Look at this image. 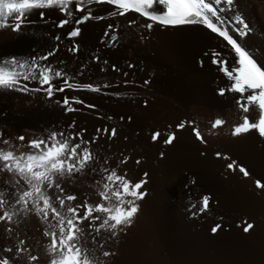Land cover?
Masks as SVG:
<instances>
[{
  "label": "bare ground",
  "instance_id": "1",
  "mask_svg": "<svg viewBox=\"0 0 264 264\" xmlns=\"http://www.w3.org/2000/svg\"><path fill=\"white\" fill-rule=\"evenodd\" d=\"M99 8L102 14L110 6ZM234 14L242 15L249 24L251 32L243 42L264 64V0H235L234 8L221 13L228 21ZM129 18H135V14H129ZM30 19L36 23L20 34L11 29L0 30V58L25 59L59 43L61 50L52 58L53 63L65 61L62 66L72 73L82 64L86 65L84 76L78 77L83 82L120 85L105 89L107 95L67 91L58 93L53 100L46 99L42 92L0 91V113L7 114L0 116V128L6 137L32 138L53 126L67 128L73 119L80 128L88 129L89 137L97 127L117 128L118 135L111 141H100L98 150L109 156L111 166L118 163L121 154L127 156L128 161L120 165V171L126 170L133 181L144 179L146 196L139 201L140 210L131 226L108 240L107 248L115 253L107 258L108 264H249L239 249V237L230 218L238 195L246 200L247 197L250 201L254 199L259 208L264 207V189L255 186L257 179L264 183V138L254 130L237 136L232 134L233 125L239 122L233 103L235 94L217 95V88L228 82L203 55L215 47L231 58L226 44L202 26L162 28L156 25L151 32L139 27L122 28L118 43L107 46L102 42L104 31L113 21L105 20L81 25V35L74 38L81 50L74 55L67 50L73 43L67 36L72 26L56 27L61 19L57 10H46L45 20L38 13ZM119 19L124 23V18ZM139 22L147 23L144 18ZM141 34L147 38L142 40ZM57 35L60 41L53 39ZM93 55L100 57V63L92 62ZM202 58L204 67L199 65ZM129 64L134 67H128ZM112 65L120 71L113 72ZM102 67L106 71L101 72ZM125 72L127 76L123 75ZM125 80L130 82L127 86ZM145 80L150 83L144 85ZM36 86L30 84V87ZM115 92L121 96L111 94ZM64 95L80 97L96 108L75 105L82 111L65 114L55 103ZM220 115L227 123L212 129L211 121ZM252 116L255 118L256 113ZM181 121H193L207 143L195 138L192 126L176 130ZM154 131L165 135L153 142ZM169 131H176L177 137L171 145L164 143ZM217 152L230 159H218ZM233 160L248 170V177L238 170L227 169ZM6 178V174L0 173V185ZM235 186L240 188L237 194ZM64 187L81 199L83 193L92 191L85 179H77L74 184L64 181ZM203 195L211 197L210 207L193 215L196 209L191 205L198 208ZM261 215L264 226V213ZM215 225L221 227L213 233L211 229ZM6 227L0 223V258L8 264H30L29 253L19 250L24 247L19 240H25L33 254H39L40 246L47 243L39 220L29 216L25 223L13 225L12 232H7ZM261 235L264 238V231ZM41 259L48 264L47 256L41 254ZM257 264H264V260Z\"/></svg>",
  "mask_w": 264,
  "mask_h": 264
},
{
  "label": "snow or ice",
  "instance_id": "2",
  "mask_svg": "<svg viewBox=\"0 0 264 264\" xmlns=\"http://www.w3.org/2000/svg\"><path fill=\"white\" fill-rule=\"evenodd\" d=\"M103 5L110 8L101 14L99 6ZM234 7L235 0H0V30L11 29L20 34L36 23L30 19L32 15L38 13L39 18L45 20L46 10H57L61 19L56 27L63 29L66 25L72 26L67 36L73 43L67 50L75 55L81 49L74 38L81 35V25L88 22L113 21L106 25L104 31L102 42L107 46L118 43L119 33L125 27H139L151 32L156 25L162 28L202 26L222 38L232 54L229 58L215 47L203 54L228 82L217 88V95L225 97L229 93L235 94L233 103L239 113V122L233 125L232 134L237 136L254 130L264 138V64L243 42L251 28L242 15L234 14L231 21L221 15L224 10ZM129 14H135V18H129ZM119 18H124V23ZM140 18L147 23H140ZM140 38L143 40L147 37L141 34ZM53 39L60 41L61 37L57 35ZM60 50L57 43L47 51L25 59L15 56L0 58V91L23 94L42 92L46 99L53 100L58 93L67 91L107 95L109 93L104 92L105 89L120 86L81 81L78 77L84 76L86 65L82 64L72 73L62 66L65 61L53 63L52 58ZM92 62L100 63V57L93 55ZM199 65L204 67L205 59L202 58ZM128 67L134 65L129 64ZM111 70L120 71L116 65H112ZM100 71L106 69L102 67ZM123 75L127 76L128 73ZM32 83L37 86L30 87ZM129 83L124 81L125 86ZM149 83L148 80L144 81V85ZM111 94L121 96L119 92ZM55 103L63 108L65 114L82 111L75 105L92 110L96 108V105L87 104L77 96L64 95ZM253 112L256 113L255 118L252 117ZM6 115L0 113V116ZM226 123V118L220 115L211 121L210 126L216 129ZM186 126H192L198 141L207 143L193 121H181L176 125V130ZM117 135L116 127L104 126L97 127L89 137L88 129L80 128L74 119L67 128L53 126L32 138L24 135L6 137L4 129L0 128V145L6 146L0 147V173L7 176L0 185V223L8 225L5 230L12 232L13 225L25 223L29 216H35L47 241L40 246L39 254H33L26 241L19 240L20 245L24 246L19 250L29 253L30 264H44L41 254L47 256L48 264H108L107 258L115 254L107 248L108 240L118 237L131 226L140 210L139 201L146 196L143 191L144 179L133 181L126 170L120 171V165L128 161L127 156L121 154L118 163L111 166L109 156L102 155L98 150L100 141H111ZM162 135L165 134L154 131L151 140L156 142ZM176 138V131H169L164 143L171 145ZM216 157L230 159L222 157L219 152ZM227 169L238 170L244 177L249 176L248 170L235 160L227 164ZM77 179H85L92 189L83 193V199L64 187V181L74 184ZM191 183L195 184V180ZM255 186L264 189V183L259 179L255 181ZM210 200L209 195H203L198 208L195 204L191 205L192 209H196L192 214L207 211ZM220 227L216 225L211 231L216 233ZM253 228V223L243 222L245 233ZM0 264H8V261L0 258Z\"/></svg>",
  "mask_w": 264,
  "mask_h": 264
},
{
  "label": "rangeland",
  "instance_id": "3",
  "mask_svg": "<svg viewBox=\"0 0 264 264\" xmlns=\"http://www.w3.org/2000/svg\"><path fill=\"white\" fill-rule=\"evenodd\" d=\"M220 39L222 40V38H220ZM223 42L226 44L225 41H223ZM256 59L259 62H261L257 56H256ZM254 132L256 134H258L256 131H254ZM259 180L262 182L261 179H259ZM233 189L237 190L236 194L239 193L238 192L240 189L239 186H235V188H233ZM243 194H245V193L243 192ZM239 197H240V195L235 197L236 200H238V201L235 200L236 202H235L234 214L232 215L230 220L232 222L234 231L237 233V235L239 237V249L242 251V253L245 257V260L249 264H257V263L262 262L264 260V251H263L264 250V238L261 235V231H264V226L260 222V220L262 219L261 213L262 212L264 213V210H263L264 207L259 208L260 206L258 207L256 205V201L254 199L250 201L248 199V197H247V200H246V197H244V198H242V197L239 198ZM241 203L242 204L246 203V205L244 204V206L245 207L247 206V207L245 208ZM249 204H251V205H249ZM257 207H258V209H256ZM260 209H262L263 211H261ZM258 211L260 214L258 213ZM244 221H247V222L254 224V228L252 230H250L248 233H245L243 231V222Z\"/></svg>",
  "mask_w": 264,
  "mask_h": 264
}]
</instances>
